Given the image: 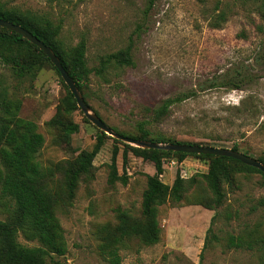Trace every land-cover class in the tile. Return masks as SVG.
Returning <instances> with one entry per match:
<instances>
[{
	"label": "rangeland",
	"instance_id": "obj_1",
	"mask_svg": "<svg viewBox=\"0 0 264 264\" xmlns=\"http://www.w3.org/2000/svg\"><path fill=\"white\" fill-rule=\"evenodd\" d=\"M6 1L62 22L60 38L66 45L86 38L91 68L105 54L131 45L135 66L119 70L110 82L93 73L88 83L92 110L113 130L137 134L139 123L146 121L153 132L179 141L223 148L236 145L257 159L264 157V0H158L148 13L147 0ZM221 11L226 21L212 27ZM235 78L242 88L227 84ZM66 94L51 66L35 78L20 77L0 61V101L21 100L20 116L38 124L45 136L39 154L44 167L92 149L102 131L79 107L72 115L79 131L69 143L56 142L47 122ZM185 94L189 97L175 103L167 117L155 120L154 110L165 100ZM107 135L94 161L93 179H83L73 203L58 213L69 247L61 259L66 264H106L98 250L100 226L117 222L118 208L138 214L147 174L156 172L151 161L131 151L125 160L127 142ZM117 148L119 172L126 173L129 182L113 186L108 182L109 165ZM207 171L205 159L189 156L180 162L170 157L164 160L161 179L172 185L178 172L190 179ZM226 190L228 200L220 211L228 208L237 216L229 222L218 216L214 229L221 237L241 234L264 221L260 173H240L237 185H226ZM1 195L0 191L3 218ZM215 213L202 205L162 206L161 241L147 246L133 240L121 250L122 264H257L258 250L230 249L224 242L209 246L202 256ZM19 239L36 245L22 236Z\"/></svg>",
	"mask_w": 264,
	"mask_h": 264
},
{
	"label": "trees",
	"instance_id": "obj_2",
	"mask_svg": "<svg viewBox=\"0 0 264 264\" xmlns=\"http://www.w3.org/2000/svg\"><path fill=\"white\" fill-rule=\"evenodd\" d=\"M157 1L147 0L146 13L154 8ZM0 18L21 25L50 46L76 82L88 104L87 88L93 73L110 82L113 75L119 74V70L135 66L132 47L129 45L105 54L100 58L99 65L91 68L87 60L86 38L83 37L76 45H66L60 38L62 22L56 23L46 14L24 10L10 5L6 0H0ZM226 19L225 12H219L212 27L222 26ZM0 61L11 66L20 77L35 78L47 65L56 71L67 89V94L61 100L56 114L47 122V126L54 132L57 143L71 142L73 135L80 129L79 124L72 119L74 111L79 109V106L60 71L44 51L17 32L0 26ZM240 82L239 78H235L228 80L227 84L234 89H240L242 88ZM187 97L189 96L185 94L165 100L154 110L155 120L167 117L171 107ZM21 107L22 101L19 99L3 98L0 101V191L1 196L5 198L4 216L0 217V264H66L61 259L67 255L69 247L58 213L73 203L83 179L87 181L93 179L95 158L108 135L104 131H99L92 149L83 150L72 159L44 167L39 160V154L44 147L45 136L39 131L35 121L20 116ZM148 124L146 121L140 122L137 134H127L116 129L115 131L136 140L207 145L179 141L163 133H155L147 127ZM124 144L125 160L131 151L134 155L151 161L156 172L147 174V185L138 214L118 208L117 222H107L100 226L98 250L106 264H122L121 250L133 240L147 246L159 243L162 237L159 219L161 207L168 203L173 206L202 205L216 211L202 256L209 246L224 242L230 249L258 250L260 256L257 264H264V221L246 230V233L238 235L228 234L221 237L214 229L218 216H223L226 222L237 216L228 208L223 210V213L220 211L228 200L226 185L230 187L237 185V175L240 173L257 172L264 179V172L227 156L148 149L129 143ZM232 149L241 151L236 145ZM241 152L249 155L247 151ZM117 154L118 148L114 151L113 163L109 165L108 182L113 186L118 181L126 185L129 176L126 173L120 174L116 163ZM189 156L205 159L208 171L190 179L184 178L178 172L172 185L161 179L165 159L176 157L182 162ZM258 159L264 163L263 156ZM262 203L264 204V200ZM21 236L36 245L22 243L19 239Z\"/></svg>",
	"mask_w": 264,
	"mask_h": 264
},
{
	"label": "water",
	"instance_id": "obj_3",
	"mask_svg": "<svg viewBox=\"0 0 264 264\" xmlns=\"http://www.w3.org/2000/svg\"><path fill=\"white\" fill-rule=\"evenodd\" d=\"M0 26L7 28L11 31L17 32L22 35L28 41L37 45L44 53L50 58L52 63L57 67L60 71L65 83L69 86L70 91L76 98L78 106L82 109L85 116L93 122L98 128L102 131L109 133L112 137H116L117 139L123 140L129 144H132L136 147L148 148V149H159L166 151H174V152H186V153H197V154H211V155H219V156H227L241 161L242 163L258 168L262 172H264V163L259 159L245 154L244 152L237 151L232 148H223V147H215L210 145H198V144H174V143H159L152 142L147 140H136L124 135L117 133L113 128H111L96 112H94L91 106L86 102L82 92L78 88L74 79L71 77L69 72L63 66L60 58L54 52V50L48 46L44 41L39 39L36 35H34L29 30L25 29L21 25L15 24L11 21L0 18Z\"/></svg>",
	"mask_w": 264,
	"mask_h": 264
}]
</instances>
